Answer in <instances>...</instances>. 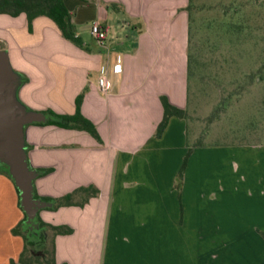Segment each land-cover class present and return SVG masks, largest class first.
<instances>
[{
    "label": "crops",
    "instance_id": "crops-1",
    "mask_svg": "<svg viewBox=\"0 0 264 264\" xmlns=\"http://www.w3.org/2000/svg\"><path fill=\"white\" fill-rule=\"evenodd\" d=\"M65 4L86 48L63 36L36 42L35 31L26 30V14H0V50L27 79L20 102L35 112L74 115L84 94L81 113L102 139L52 125L25 128L40 197L99 190L84 206L52 209L50 202L40 210L45 223L73 230L55 239L57 263L264 264V145L197 146L180 184L189 146L186 120L173 117L156 137L164 118L161 98L184 110L189 104L190 0ZM46 19H35L34 30L48 26ZM94 22L106 31L104 42L92 35ZM199 154L223 156V166L199 165ZM40 169L52 171L39 176ZM23 219L17 187L2 172L0 264L17 261L24 251L23 237L12 234Z\"/></svg>",
    "mask_w": 264,
    "mask_h": 264
},
{
    "label": "rangeland",
    "instance_id": "rangeland-1",
    "mask_svg": "<svg viewBox=\"0 0 264 264\" xmlns=\"http://www.w3.org/2000/svg\"><path fill=\"white\" fill-rule=\"evenodd\" d=\"M46 20L48 26L26 29L35 31L36 42H56L63 36L52 20ZM191 38L187 150L199 144L264 145V0H193ZM18 75L21 87L24 78ZM206 156L199 154L197 163L223 166V156ZM0 170L8 168L3 164ZM211 176L219 180L217 174ZM36 220L32 231L38 234Z\"/></svg>",
    "mask_w": 264,
    "mask_h": 264
},
{
    "label": "trees",
    "instance_id": "trees-1",
    "mask_svg": "<svg viewBox=\"0 0 264 264\" xmlns=\"http://www.w3.org/2000/svg\"><path fill=\"white\" fill-rule=\"evenodd\" d=\"M112 8H117L116 5H112ZM190 12V50H191V36H192V26H193V0H190V5L188 7ZM0 14L10 15L12 17H18L21 14H26L28 18L29 29H33V22L39 17L50 18L60 29L63 37L75 45L81 48H86L81 37L77 35L75 25L73 23L74 14L71 13L66 4L65 0H0ZM191 70V53L189 54V76ZM27 79H24L25 83ZM84 99V94L78 96L76 100V113L74 115H60L52 111L47 112L48 121L46 123H36L38 125H52L60 128L66 129H76L86 131L91 134L96 140L102 142V139L97 131L96 126L86 119L81 113V105ZM164 107V118L159 124L156 137L160 139L165 133L170 120L173 117H177L186 120L187 110L180 109L172 105L167 97L161 98ZM202 145H195L193 148ZM190 147L188 153L184 158L183 166L178 174V181L181 184L184 180L185 171L188 165L189 158L193 153V149ZM8 168V167H7ZM51 169H40L38 170L39 176H45L50 173ZM5 172L11 180L15 183L13 177L9 171ZM179 184V186H180ZM16 185V184H15ZM17 187V186H16ZM19 194V205H21L20 191L17 187ZM99 195V190L94 187L89 188H78L70 194H67L58 199L44 198L40 197L36 190L34 189V198L41 200L43 202L54 203L52 209H58L61 207L70 206H84L89 199L92 197H97ZM24 212V210H23ZM28 217L24 212V219L20 224L13 229V234L17 236H22L25 241V248L22 252L20 258L15 261L12 260L10 264H58L56 260V245L55 239L58 235H70L73 230L68 226H52L45 223L39 216H37V226L39 228V233L32 231L33 223H27ZM35 227V226H34ZM51 237V243H50Z\"/></svg>",
    "mask_w": 264,
    "mask_h": 264
},
{
    "label": "water",
    "instance_id": "water-1",
    "mask_svg": "<svg viewBox=\"0 0 264 264\" xmlns=\"http://www.w3.org/2000/svg\"><path fill=\"white\" fill-rule=\"evenodd\" d=\"M19 75L14 71L9 55L0 50V168L4 164L20 191L21 205L32 224L40 210L51 204L34 198V180L37 173L30 169L25 143V127L46 123L42 112L27 111L17 99ZM25 108V109H24Z\"/></svg>",
    "mask_w": 264,
    "mask_h": 264
},
{
    "label": "built area",
    "instance_id": "built-area-1",
    "mask_svg": "<svg viewBox=\"0 0 264 264\" xmlns=\"http://www.w3.org/2000/svg\"><path fill=\"white\" fill-rule=\"evenodd\" d=\"M91 33L100 42H104L105 39L107 38L106 31L102 28L101 24L97 23V22H94L92 24ZM113 70H114V72L116 74L119 73L117 64L114 66ZM99 84H100L101 90L106 93L108 91V80H107V77L106 76L101 77L100 80H99Z\"/></svg>",
    "mask_w": 264,
    "mask_h": 264
}]
</instances>
